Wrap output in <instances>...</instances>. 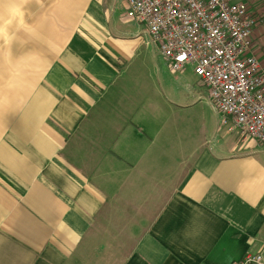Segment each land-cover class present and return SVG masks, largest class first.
<instances>
[{"label":"crops","instance_id":"obj_1","mask_svg":"<svg viewBox=\"0 0 264 264\" xmlns=\"http://www.w3.org/2000/svg\"><path fill=\"white\" fill-rule=\"evenodd\" d=\"M245 1L264 68V0ZM156 52L126 0H0V264L264 255V146L181 148L203 94Z\"/></svg>","mask_w":264,"mask_h":264},{"label":"built area","instance_id":"obj_2","mask_svg":"<svg viewBox=\"0 0 264 264\" xmlns=\"http://www.w3.org/2000/svg\"><path fill=\"white\" fill-rule=\"evenodd\" d=\"M126 16L146 27L171 73L191 69L212 109L264 146V68L251 51L260 15L247 1L126 0ZM231 264H264V255Z\"/></svg>","mask_w":264,"mask_h":264},{"label":"rangeland","instance_id":"obj_3","mask_svg":"<svg viewBox=\"0 0 264 264\" xmlns=\"http://www.w3.org/2000/svg\"><path fill=\"white\" fill-rule=\"evenodd\" d=\"M155 60L158 66H163L164 59L157 52L155 53ZM188 73L192 74L190 70H188ZM193 78L196 84H198L199 92L203 95H199V93L191 95L190 103L192 106L186 109L183 114L178 113L176 120L173 121V123H177V132L180 135L178 140L182 144L180 147L185 146L188 151L192 149L194 152L204 147H212L214 149L232 147V136L234 133L231 132L237 131L238 135H241L232 125L229 118H224L220 114H217L211 105L206 103V96L208 94L206 87L198 77L193 75ZM143 84L145 85V80ZM196 92L198 91L196 90ZM200 96L204 97L203 102L197 103ZM229 127L232 129L230 132H228Z\"/></svg>","mask_w":264,"mask_h":264}]
</instances>
